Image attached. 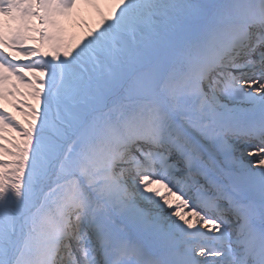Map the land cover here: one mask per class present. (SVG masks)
Returning <instances> with one entry per match:
<instances>
[{
    "label": "snow or ice",
    "instance_id": "obj_1",
    "mask_svg": "<svg viewBox=\"0 0 264 264\" xmlns=\"http://www.w3.org/2000/svg\"><path fill=\"white\" fill-rule=\"evenodd\" d=\"M0 264H264V0H0Z\"/></svg>",
    "mask_w": 264,
    "mask_h": 264
}]
</instances>
